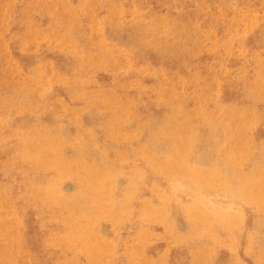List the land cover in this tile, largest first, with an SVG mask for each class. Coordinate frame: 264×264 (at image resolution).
<instances>
[{
    "label": "rangeland",
    "instance_id": "rangeland-1",
    "mask_svg": "<svg viewBox=\"0 0 264 264\" xmlns=\"http://www.w3.org/2000/svg\"><path fill=\"white\" fill-rule=\"evenodd\" d=\"M0 227L17 264H264V0H0Z\"/></svg>",
    "mask_w": 264,
    "mask_h": 264
},
{
    "label": "bare ground",
    "instance_id": "bare-ground-1",
    "mask_svg": "<svg viewBox=\"0 0 264 264\" xmlns=\"http://www.w3.org/2000/svg\"><path fill=\"white\" fill-rule=\"evenodd\" d=\"M146 156L156 167H159L161 163H163L165 165V167L163 168L165 169L172 168V170H177V169H182L183 165L187 163L188 154H186L185 150H180L179 153L173 155L171 158L165 161L163 160L154 161V156L151 153L147 154ZM46 195H48V192H46ZM53 202H55L57 205H61L63 202V198L60 195H58L56 196V200ZM20 205L23 207L21 203ZM113 205H116V203ZM151 209L153 210L152 207ZM152 212L155 213V211H152ZM88 220L89 219H87L86 221L88 222ZM155 222L159 223V220H156ZM17 225L22 227L21 223ZM52 225L53 226L51 228H55V227L58 228L61 225V221L56 220V223H53ZM40 229L41 228L38 229L39 232H40ZM18 230L21 231L22 229L19 227ZM1 231L2 229L0 227V260L4 262V264H17L19 255H21L20 248H24L26 246L25 245L26 243L22 244V242L17 240L11 232L8 233V231L6 232L4 231L1 232ZM68 231L70 230L68 229ZM37 241L40 243L39 240ZM27 244H30V243H27ZM52 247L53 248L50 250L48 249L47 244L45 242H42L39 249L46 253H50L52 251L53 253L52 257L54 259H66L67 252L69 251L66 249L72 248L70 250V255L72 256L71 261L73 262V258L76 257V260L74 261L73 264H83L82 261H80L78 258L80 257L79 254L83 255V253L86 254L85 261H84L85 264H95L99 260H103L101 262L104 264H107V262L108 264L110 263V255L106 253L105 256L102 258V254L98 250H96L94 243L86 242L85 245L84 244L79 245L77 241L74 242L69 237H59L55 240Z\"/></svg>",
    "mask_w": 264,
    "mask_h": 264
}]
</instances>
